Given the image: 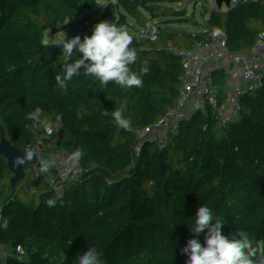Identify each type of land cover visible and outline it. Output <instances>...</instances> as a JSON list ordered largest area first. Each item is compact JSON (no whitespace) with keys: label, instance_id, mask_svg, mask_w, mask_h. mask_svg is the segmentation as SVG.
I'll return each instance as SVG.
<instances>
[{"label":"trees","instance_id":"trees-1","mask_svg":"<svg viewBox=\"0 0 264 264\" xmlns=\"http://www.w3.org/2000/svg\"><path fill=\"white\" fill-rule=\"evenodd\" d=\"M251 1L0 0V225L7 220V227H0V251L16 250L18 264H77L78 255L91 245L106 257L133 237L139 216L140 198L136 189L122 182L123 172L150 181L164 171L165 160L173 158L183 164L188 184L204 185L233 149L234 137L226 128L198 133L186 141H167L171 102L160 95L155 82L143 79L140 88L126 89L115 83L105 88L86 77L82 69L66 91L60 89L55 75L61 71L62 48L45 46V33L51 43L59 31L68 37L84 36L101 21L126 27L139 53L133 70H139L145 61L150 70L165 68L167 57L153 37L173 36L181 48L175 61L183 66L187 47L194 42L223 36L231 51L240 41L247 42L241 27ZM104 4L106 8L101 7ZM77 59L80 54L74 52L72 61ZM215 79L219 83V77ZM221 106L218 118L221 114L227 122L250 118L263 126L264 84H257L242 106L236 108L229 102ZM118 107L131 122L129 130L115 124L112 112ZM37 110L40 119L34 121L30 114ZM66 126L73 133H66L59 148L82 149L89 165L79 164L74 171L66 162L68 154L59 162L53 160L50 173L39 177L37 168L33 177L28 169L2 173L13 156L49 143ZM141 133L151 141L157 137L165 157L156 163L132 159L154 155L151 141L148 145L131 138ZM107 153L116 157V169H94ZM57 193L56 206L47 207L45 202ZM171 207L179 221L183 203L173 202ZM219 219L224 223L223 233L230 238L246 232L256 250L254 264H264V162L243 179L240 197L222 208ZM186 260V256L176 259L167 245L155 242L135 264H186Z\"/></svg>","mask_w":264,"mask_h":264},{"label":"built area","instance_id":"built-area-1","mask_svg":"<svg viewBox=\"0 0 264 264\" xmlns=\"http://www.w3.org/2000/svg\"><path fill=\"white\" fill-rule=\"evenodd\" d=\"M243 35L251 39L263 52L262 59H256L245 52L248 45L240 41L238 48L231 51L227 39L216 36L208 40L222 48L225 55V70H232L243 78L240 85L227 88L226 81L222 82L220 93L212 94V107L197 128L191 127L187 139L198 133L222 129L216 120L224 123L226 129L234 137L233 149L229 158L217 164L210 180L204 185H190L185 180L183 164L173 158L165 160L166 166L161 174L147 181L132 175L129 171L122 173L124 184L136 189L141 201L138 209V219L133 237L127 240L116 252L103 257L105 264H135L138 257L148 252L155 242L167 245L176 255V259L186 256L184 247L194 233L195 214L200 205L208 206L215 217L220 218L222 208L231 200L239 198L242 193L243 177L239 169L253 162L258 168L264 162V153L257 152L250 144L259 142L264 136V125L257 126L252 119L246 121L227 122L224 114L217 119L216 112L224 102L239 107L246 103L254 94L257 84H264V0H254L248 3L241 27ZM223 64V65H224ZM138 71V70H137ZM225 75V74H224ZM252 82H255L252 83ZM182 135L176 140L170 131L167 141H186ZM165 148H160V155L165 157ZM117 160L112 153H107L94 169L113 172ZM36 177H39L36 174ZM184 192H187L185 197ZM190 198V199H189ZM182 202L184 207L181 227L174 216L171 203ZM199 238V237H197ZM0 264H18V255L0 251Z\"/></svg>","mask_w":264,"mask_h":264},{"label":"clouds","instance_id":"clouds-1","mask_svg":"<svg viewBox=\"0 0 264 264\" xmlns=\"http://www.w3.org/2000/svg\"><path fill=\"white\" fill-rule=\"evenodd\" d=\"M99 3V0H97ZM115 2V0H113ZM106 8V4L101 5ZM69 21H65L67 24ZM64 31L55 34L51 43L48 34L45 33L43 44L45 46H55L62 48L61 71L55 75V81L60 89L67 90L68 83L75 76L83 74L98 82L102 87H107L110 83H115L121 88L132 89L143 86V77L149 74L147 62L138 70H133L139 59V53L134 48V36L126 27L119 26L110 21H101L91 30L90 34L81 36L76 34L68 37ZM74 52L80 54L81 59L72 61ZM40 111L30 114L34 121L40 119ZM115 124L123 129L131 128L130 120L123 115L122 108H115L112 112ZM47 130V121H44ZM84 156L82 149H76L67 157L72 169H78L79 163ZM35 154L27 150L22 157L14 160L15 166L19 167L28 161H32ZM53 167L50 159L39 158L36 169L37 175L48 174ZM60 194L54 198H49L45 203L49 208L55 207ZM62 202V201H61ZM194 235L189 238L184 253L186 254V264H254L253 257L255 249L246 232L238 233V237H229L222 231L224 223L215 217L213 211L206 205H200L195 214ZM0 227H7V220H4ZM205 233L203 239L197 238ZM77 264H105L103 252L95 245H91L86 252L79 254Z\"/></svg>","mask_w":264,"mask_h":264},{"label":"water","instance_id":"water-1","mask_svg":"<svg viewBox=\"0 0 264 264\" xmlns=\"http://www.w3.org/2000/svg\"><path fill=\"white\" fill-rule=\"evenodd\" d=\"M154 40V39H153ZM161 96L171 102L168 125L178 140L187 139L188 130L197 128L212 107L219 85L214 75L199 76L186 66H171L156 82Z\"/></svg>","mask_w":264,"mask_h":264},{"label":"rangeland","instance_id":"rangeland-1","mask_svg":"<svg viewBox=\"0 0 264 264\" xmlns=\"http://www.w3.org/2000/svg\"><path fill=\"white\" fill-rule=\"evenodd\" d=\"M154 41L156 42L160 51L167 57V63H166L165 68H163V69H158V68L151 69L149 71V74L143 77V79H146L147 81L149 80L151 82H156L171 66L176 64L175 57L177 56V54L180 53V50H181V48L178 46V43H177L175 37H173V36L162 37V36L158 35V38ZM247 43H248V45L245 48V52L247 54L252 55L253 57H263V52L257 45H255L250 40H247ZM191 47H192V44L187 47L188 56H187L186 60L188 59V57L190 55ZM195 59L198 61V63H202L201 61L207 62V60H208V58L205 54L198 55V56H196ZM186 60L184 62V66L187 63ZM206 62H203V63H206ZM211 67H214V65L213 64L210 65V69H211ZM225 68H226L225 64L221 65L219 68V71L222 72L225 70ZM135 71H137V70H135ZM210 73H212V72H210ZM220 82H221V79L219 78V83ZM220 91H221V85L218 88V91H217L218 94L220 93ZM221 108H222V106H219L220 111H221ZM217 113H218V111H217ZM75 117L83 119L81 116H75ZM216 118L218 119L217 114H216ZM108 119L111 120L110 118H108ZM216 122L219 125H221L222 128H225V127H223V126H225L223 122L218 121V120H216ZM83 125L86 128H93V129H100L102 127V125H99V124H93V125L83 124ZM67 132L73 133L71 131V129L69 128V126H66L62 129L58 130L55 133L54 138L49 143H42L38 147L31 149V151H33L35 156H36V157H34L36 159V162L28 161L24 165H21L19 167L15 166V164H13L12 167L8 165V163L11 161H13V163H14L15 158L22 157L24 155V153L27 151V150H25V151H22V152L16 154L11 159H9L4 164V168L2 170V173L4 175L15 174V173L23 172L24 170L28 169L30 172V175H32V177H33L34 173H35V169L38 166V159L39 158L50 159L51 161L55 160V161L59 162L60 158L62 156H66V155H68L74 151L73 147H70L67 149H60L59 148L60 141L63 139V137L66 135ZM131 138L136 140V141L143 140L145 142V144H148V145L151 141L150 137L145 135L144 133H141L139 135H132ZM151 142H152V149H153L154 155H143V156H139V157L132 156L131 158L135 159V160L138 159V160L151 162V163L158 162L161 155H160V148L158 146L157 137H154V139ZM79 164L89 165L90 161L85 159V158H82V160L80 161ZM30 180L33 181L32 179H30Z\"/></svg>","mask_w":264,"mask_h":264},{"label":"bare ground","instance_id":"bare-ground-1","mask_svg":"<svg viewBox=\"0 0 264 264\" xmlns=\"http://www.w3.org/2000/svg\"><path fill=\"white\" fill-rule=\"evenodd\" d=\"M153 38L154 40H156L158 38V35H154ZM203 54L207 56V62L201 61L202 63H198V61L195 59L196 56ZM186 61V67L194 73H210L213 71H219L220 66L225 62V55L219 45L215 44L214 42L204 40L194 42L192 44L190 55ZM212 64L214 65V67H211L210 69V65Z\"/></svg>","mask_w":264,"mask_h":264},{"label":"crops","instance_id":"crops-1","mask_svg":"<svg viewBox=\"0 0 264 264\" xmlns=\"http://www.w3.org/2000/svg\"><path fill=\"white\" fill-rule=\"evenodd\" d=\"M251 42H253L251 39H250ZM254 43V42H253ZM248 44V43H247ZM179 46V45H178ZM246 48V47H245ZM245 50V49H244ZM249 55V54H248ZM252 56V55H250ZM256 59H262L263 57H255ZM186 66V65H185ZM193 72V71H192ZM194 73V72H193ZM199 76H204V75H214L215 78H220L221 79V82L218 83L219 87L221 85V88H222V82L226 81L227 83V88H231V87H234V86H237V85H240L243 81V78L239 75H236L232 70H224L222 72L220 71H213L212 73H195ZM225 74V75H224ZM218 91V90H217ZM231 104V103H230ZM232 105V104H231ZM234 106V105H233ZM236 107V106H234ZM238 108V107H236ZM222 110V108H221ZM171 131V130H170ZM169 131V132H170ZM250 144L254 147V149L259 152V153H264V136H263V139L259 142H256V143H251ZM254 163L253 162H248V163H245L238 171L239 175H241L243 178L247 177L252 171L256 170V168L253 167ZM187 192H184V196H183V199L185 197V194ZM188 194V193H187ZM186 194V195H187ZM188 196V195H187ZM190 199V198H189ZM183 219V216L181 217V219L179 220V226L181 227V221Z\"/></svg>","mask_w":264,"mask_h":264}]
</instances>
